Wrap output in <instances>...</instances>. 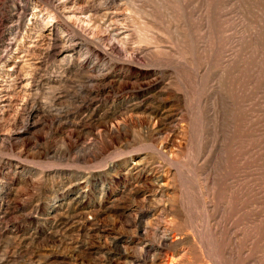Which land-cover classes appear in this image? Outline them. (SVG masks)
Instances as JSON below:
<instances>
[{
    "label": "rangeland",
    "instance_id": "1",
    "mask_svg": "<svg viewBox=\"0 0 264 264\" xmlns=\"http://www.w3.org/2000/svg\"><path fill=\"white\" fill-rule=\"evenodd\" d=\"M0 264H264V0H0Z\"/></svg>",
    "mask_w": 264,
    "mask_h": 264
}]
</instances>
